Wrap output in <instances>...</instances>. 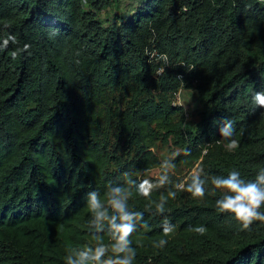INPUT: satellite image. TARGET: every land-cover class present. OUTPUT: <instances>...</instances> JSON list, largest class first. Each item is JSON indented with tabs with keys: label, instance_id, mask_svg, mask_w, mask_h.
I'll list each match as a JSON object with an SVG mask.
<instances>
[{
	"label": "trees",
	"instance_id": "1",
	"mask_svg": "<svg viewBox=\"0 0 264 264\" xmlns=\"http://www.w3.org/2000/svg\"><path fill=\"white\" fill-rule=\"evenodd\" d=\"M119 6L120 0H0V40L12 34L18 41L0 51V264H64L68 245L90 243L86 193L119 183L125 171L156 167L160 132L179 150L191 149L177 158L176 170L202 161L209 177L236 168L254 178L264 168V110L251 102L252 92L264 89V3ZM110 9V18L100 16ZM25 43L30 49L20 51ZM153 49L169 64L151 58ZM179 74L201 104L188 132L182 107L166 98ZM223 118L234 120V152L217 142ZM215 198L169 200L166 214L177 225L171 237H163L161 216L145 212L152 230L133 234V246L137 239L143 244L134 264H264V224L240 231L233 217L217 213ZM147 204L139 196L129 202L139 211ZM199 224L208 229L204 236L188 231ZM161 238L168 244L153 247Z\"/></svg>",
	"mask_w": 264,
	"mask_h": 264
},
{
	"label": "clouds",
	"instance_id": "2",
	"mask_svg": "<svg viewBox=\"0 0 264 264\" xmlns=\"http://www.w3.org/2000/svg\"><path fill=\"white\" fill-rule=\"evenodd\" d=\"M264 3V0H260ZM17 38L9 34L0 40V51L9 44L17 45ZM30 45L25 43L20 51H28ZM15 60L19 55L17 50L10 53ZM160 60L166 64L168 57L161 54ZM251 102L256 108L264 110V89L254 90ZM219 133L229 152L239 148L240 142L235 138L234 120L223 118ZM191 149L172 151L157 165L158 171L151 176L143 172H128L121 174L119 183L106 184L104 191L91 190L86 193V208L89 213L87 227L91 242L82 246L68 245L64 264H134L137 248L143 247L137 239L133 246V234L142 229L152 230L145 220V212L162 217L160 228L163 237H171L177 230L166 213L169 200L177 198V191L187 192L191 198L203 201L206 195L215 196V210L219 214H228L239 224L240 231H248L254 223L264 224V168H260L254 178H245L241 171L233 168L226 175L208 176L201 164H197L180 182L173 183L172 176L177 169L176 160L180 156L188 157ZM203 155H207L205 149ZM184 163V161H181ZM210 180V189L206 184ZM165 189L159 193L158 199H153L154 191ZM175 189V190H173ZM217 193H219L217 195ZM143 197L148 201L143 211L134 210L129 202L135 197ZM188 231L204 236L208 229L205 225H189ZM168 239L161 238L153 242V247L163 249Z\"/></svg>",
	"mask_w": 264,
	"mask_h": 264
},
{
	"label": "rangeland",
	"instance_id": "3",
	"mask_svg": "<svg viewBox=\"0 0 264 264\" xmlns=\"http://www.w3.org/2000/svg\"><path fill=\"white\" fill-rule=\"evenodd\" d=\"M136 1L137 0H120L119 10L130 11L132 7H134ZM111 14H112L111 9L102 10L100 12V16L102 18H106V17L110 18ZM183 65L185 66V64ZM158 72L155 70L153 75L158 76L159 75ZM188 79L189 78L187 77L184 78L183 75L181 74L177 75L176 79L174 78V82H177V86L166 94V98L169 101V103L174 105H179L182 107V111H183L182 129L184 132H188L189 130L194 129L199 119V116L197 114H194L193 111L201 107L197 90L194 87L186 86ZM116 101L119 103L120 106L124 105V100L118 99ZM102 123L105 124V120H103ZM160 133H161L160 138L156 146L153 148V150L158 156V158L161 160L165 158L167 155H169L172 151L179 150L180 146L177 142H175V139L172 136L170 135L164 136L162 132ZM196 165L197 163L190 168H179L178 170H176L175 174L172 176L173 183L182 181ZM157 171L158 168L156 166L146 170L143 173L147 176H151L154 175ZM177 194L183 199H187L191 197L190 194L187 192L177 191ZM148 264H154V263L149 261Z\"/></svg>",
	"mask_w": 264,
	"mask_h": 264
},
{
	"label": "built area",
	"instance_id": "4",
	"mask_svg": "<svg viewBox=\"0 0 264 264\" xmlns=\"http://www.w3.org/2000/svg\"><path fill=\"white\" fill-rule=\"evenodd\" d=\"M161 54H166L165 52H158V53H155V50L153 49V50H151V53H150V57L151 58H154V59H159V57H160V55ZM167 55V54H166ZM164 62V61H163ZM163 64H165V63H163ZM169 63H168V61H167V63L165 64V65H168ZM159 71H161L162 70V66L161 67H159V69H158Z\"/></svg>",
	"mask_w": 264,
	"mask_h": 264
}]
</instances>
